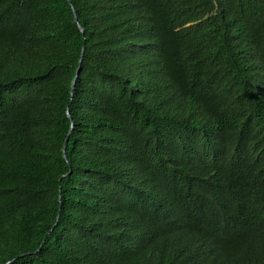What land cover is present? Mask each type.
<instances>
[{
	"label": "trees",
	"instance_id": "trees-1",
	"mask_svg": "<svg viewBox=\"0 0 264 264\" xmlns=\"http://www.w3.org/2000/svg\"><path fill=\"white\" fill-rule=\"evenodd\" d=\"M69 1L0 0V264H264V0Z\"/></svg>",
	"mask_w": 264,
	"mask_h": 264
},
{
	"label": "water",
	"instance_id": "water-1",
	"mask_svg": "<svg viewBox=\"0 0 264 264\" xmlns=\"http://www.w3.org/2000/svg\"><path fill=\"white\" fill-rule=\"evenodd\" d=\"M67 2L70 4V1H69V0H67ZM71 8H72V12H73L74 20H75V22H76V24H77V27H78L80 33L83 34L84 31H83L82 27L80 26V24L78 23L76 12H75V10H74V8H73L72 6H71ZM79 63H81V61H79ZM79 72H80V66L77 68L76 76H75V78H74V80H73V82H72V89L74 88L75 80H76V78H77ZM67 116H68V118L70 119V115H69V113H67ZM66 142H67V139L65 140V143H64V146H63V157H64V158H65V144H66ZM12 261H13V260H12ZM12 261L6 262L5 264H10Z\"/></svg>",
	"mask_w": 264,
	"mask_h": 264
}]
</instances>
